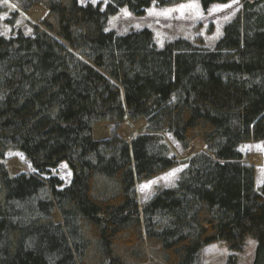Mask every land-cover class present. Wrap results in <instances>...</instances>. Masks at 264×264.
Wrapping results in <instances>:
<instances>
[{"label": "trees", "instance_id": "1", "mask_svg": "<svg viewBox=\"0 0 264 264\" xmlns=\"http://www.w3.org/2000/svg\"><path fill=\"white\" fill-rule=\"evenodd\" d=\"M186 1L16 0L45 14L31 33L0 35V264H198L203 246L239 252L248 236L264 264V180L239 149L264 143V0H243L214 47L108 29L123 9L140 18ZM127 120L145 121L128 141L117 134ZM100 123L112 128L97 141ZM165 132L205 149L180 161ZM10 150L34 171L13 174ZM62 162L67 185L52 172ZM181 163L176 185L140 210L136 183Z\"/></svg>", "mask_w": 264, "mask_h": 264}, {"label": "rangeland", "instance_id": "2", "mask_svg": "<svg viewBox=\"0 0 264 264\" xmlns=\"http://www.w3.org/2000/svg\"><path fill=\"white\" fill-rule=\"evenodd\" d=\"M82 3L100 4L106 7L110 0H80ZM243 0H231L226 4H215L209 9L204 10L197 0H190L171 6H153L146 15L136 18L127 10L123 9L116 17L110 18L108 29H114L118 32H128L133 29L149 27L153 33L156 44L161 47L168 41L178 38L188 39L194 43L206 47H214L220 39L225 24L232 20L239 12ZM253 1V0H250ZM36 7L43 9L41 15H35L33 10ZM20 13L15 16V13ZM45 14V9L40 5H35L29 11H23L16 0H0V35H11L14 31L22 29L26 33H31V23H37ZM14 20V25L9 21ZM144 120L137 122L125 121L117 128V134L123 140H130L133 135L143 130ZM98 130H105L106 137L109 138L112 125L109 123H100L93 130L94 138L103 139L96 135ZM163 139L168 147L169 154L175 156L180 161H185L192 154L203 151L205 148L200 141L193 143L192 148L184 150L177 139L168 132L163 133ZM240 151L245 156V161L256 169V186L260 187L264 180V143L262 141L247 142L240 145ZM3 163L13 174L21 172H33V167L26 156L15 150H10L6 154ZM187 165L181 163L160 174L151 180L137 182L135 189L140 204V210L144 204L153 197L161 188L173 187L176 185L181 171ZM54 175L61 178L64 185H67L72 178V171L66 162H62L57 169L52 171ZM54 219L60 221L61 217L55 212ZM257 241L248 236L243 251L234 252L225 241H215L203 246L199 252L198 264H227L228 258L236 253L238 264H252Z\"/></svg>", "mask_w": 264, "mask_h": 264}, {"label": "bare ground", "instance_id": "3", "mask_svg": "<svg viewBox=\"0 0 264 264\" xmlns=\"http://www.w3.org/2000/svg\"><path fill=\"white\" fill-rule=\"evenodd\" d=\"M33 12L35 13V15L38 16V15H41V14L43 13V9L40 8V7H36V8L33 10ZM95 131H96V135H97L98 137H100V138L106 137V135H107V132H106L105 130H103V131L101 132V130H98L97 127H96Z\"/></svg>", "mask_w": 264, "mask_h": 264}, {"label": "water", "instance_id": "4", "mask_svg": "<svg viewBox=\"0 0 264 264\" xmlns=\"http://www.w3.org/2000/svg\"><path fill=\"white\" fill-rule=\"evenodd\" d=\"M95 128V127H94ZM94 130V129H93ZM95 140H97V141H102V140H106V139H108V138H103V139H96V138H94Z\"/></svg>", "mask_w": 264, "mask_h": 264}]
</instances>
